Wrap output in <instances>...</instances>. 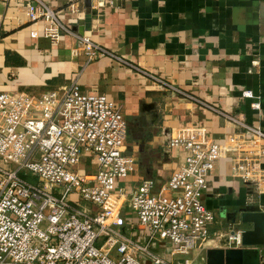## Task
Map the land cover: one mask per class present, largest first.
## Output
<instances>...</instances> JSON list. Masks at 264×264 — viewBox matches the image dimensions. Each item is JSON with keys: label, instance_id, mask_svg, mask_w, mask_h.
I'll return each mask as SVG.
<instances>
[{"label": "crops", "instance_id": "0c3cea01", "mask_svg": "<svg viewBox=\"0 0 264 264\" xmlns=\"http://www.w3.org/2000/svg\"><path fill=\"white\" fill-rule=\"evenodd\" d=\"M40 1L61 25L109 55L88 60L74 36L49 20L31 21L22 0H0V92L39 95L77 83L81 93L120 106L128 126L125 154L135 161V171L116 181L127 197L143 180L154 183V193L165 187L185 158L182 149L169 147L170 139L182 130H202L223 147L203 194L205 207L216 214L211 233L230 228L225 213L244 207L264 212V194L235 177L231 162L260 155L264 180V140L248 139L208 108L264 132V0H84L77 12L68 9L69 0ZM79 169L91 172L89 158ZM121 218L137 224L126 207ZM144 237L136 231V240Z\"/></svg>", "mask_w": 264, "mask_h": 264}, {"label": "built area", "instance_id": "2783aa9c", "mask_svg": "<svg viewBox=\"0 0 264 264\" xmlns=\"http://www.w3.org/2000/svg\"><path fill=\"white\" fill-rule=\"evenodd\" d=\"M22 1L31 21L49 20L74 36L88 60L109 55L61 25L44 2ZM81 1L69 0L68 9L77 12ZM208 108L245 130L248 139L264 140L259 127ZM127 131L120 106L81 93L77 83L39 95L0 92V264H199L210 245L241 248L240 229L211 233L216 214L203 202L222 145L202 130L176 133L169 147L182 149L185 158L167 185L154 193V183L143 180L127 197L116 188L118 179L135 171L134 159L125 154ZM87 158L92 170L83 173L79 167ZM231 162L234 176L263 195L260 155ZM124 207L137 224L121 218ZM137 230L145 233L143 240H136Z\"/></svg>", "mask_w": 264, "mask_h": 264}, {"label": "water", "instance_id": "95a60500", "mask_svg": "<svg viewBox=\"0 0 264 264\" xmlns=\"http://www.w3.org/2000/svg\"><path fill=\"white\" fill-rule=\"evenodd\" d=\"M223 216L226 217L229 227L241 230L242 246L209 248L204 253L205 264H261L264 250V212L258 207H244Z\"/></svg>", "mask_w": 264, "mask_h": 264}, {"label": "rangeland", "instance_id": "374dc122", "mask_svg": "<svg viewBox=\"0 0 264 264\" xmlns=\"http://www.w3.org/2000/svg\"><path fill=\"white\" fill-rule=\"evenodd\" d=\"M205 251L201 254L202 255V258L205 256ZM204 263V261L201 263V264H203ZM205 264V263H204Z\"/></svg>", "mask_w": 264, "mask_h": 264}]
</instances>
